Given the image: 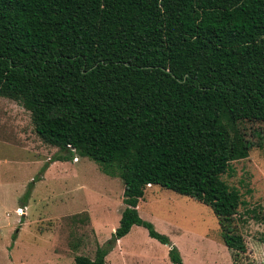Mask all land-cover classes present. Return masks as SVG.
<instances>
[{
    "label": "trees",
    "instance_id": "trees-1",
    "mask_svg": "<svg viewBox=\"0 0 264 264\" xmlns=\"http://www.w3.org/2000/svg\"><path fill=\"white\" fill-rule=\"evenodd\" d=\"M0 97L66 153L55 161L77 153L123 181L112 240L75 264H108L135 226L185 264L140 217L149 186L209 206L247 253L222 176L254 148L231 125L264 123V0H0Z\"/></svg>",
    "mask_w": 264,
    "mask_h": 264
},
{
    "label": "rangeland",
    "instance_id": "rangeland-1",
    "mask_svg": "<svg viewBox=\"0 0 264 264\" xmlns=\"http://www.w3.org/2000/svg\"><path fill=\"white\" fill-rule=\"evenodd\" d=\"M254 144L222 176L240 195L235 219L247 253L223 241L213 210L191 198L149 186L140 217L169 238L185 264H263L264 123L231 125ZM66 153L36 134L30 112L0 97V264H75L96 258L109 243L124 209V184L103 167ZM29 207V211L27 208ZM89 218V220H88ZM107 256L108 264H173L170 247L135 226Z\"/></svg>",
    "mask_w": 264,
    "mask_h": 264
},
{
    "label": "crops",
    "instance_id": "crops-1",
    "mask_svg": "<svg viewBox=\"0 0 264 264\" xmlns=\"http://www.w3.org/2000/svg\"><path fill=\"white\" fill-rule=\"evenodd\" d=\"M27 210H28V211L30 210L29 207L27 208ZM127 236H128V235H127ZM124 238H125V237H124ZM124 238H123V239H124ZM123 239H121V240H119V241L117 242L116 247L119 246V245H122V244H123V242H122ZM116 247H115V248H116ZM106 258H107V257H106Z\"/></svg>",
    "mask_w": 264,
    "mask_h": 264
}]
</instances>
